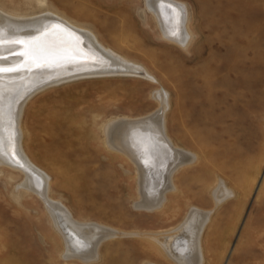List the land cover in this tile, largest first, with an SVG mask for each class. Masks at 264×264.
I'll return each mask as SVG.
<instances>
[{
    "label": "rangeland",
    "instance_id": "1",
    "mask_svg": "<svg viewBox=\"0 0 264 264\" xmlns=\"http://www.w3.org/2000/svg\"><path fill=\"white\" fill-rule=\"evenodd\" d=\"M171 2L186 9L183 46L163 39L145 0H0L11 15H61L154 79L90 77L39 91L22 110V149L75 221L116 234L88 264H176L142 236L178 226L193 208L211 212L201 264H264V0ZM157 91L166 95V137L195 161L150 210L140 207L136 166L106 147L104 128L153 114ZM23 180L0 167V264H83L65 257L68 247Z\"/></svg>",
    "mask_w": 264,
    "mask_h": 264
},
{
    "label": "bare ground",
    "instance_id": "2",
    "mask_svg": "<svg viewBox=\"0 0 264 264\" xmlns=\"http://www.w3.org/2000/svg\"><path fill=\"white\" fill-rule=\"evenodd\" d=\"M176 4L171 0H145L144 6L155 19L163 39L183 46L189 39L186 31L188 17L185 7ZM162 8L166 11L162 12ZM4 12L0 10V33L29 39L40 35L41 29L48 28L41 42L53 55H46L39 64L28 61L31 71L5 73L0 77L3 81L0 83V109L3 110L0 113V129H3L0 131V167L21 173L24 183L20 187L35 193L43 202L55 231L68 247L65 257H75L83 264L94 262L100 245L116 234L94 223L75 221L60 201L48 196V178L32 164L22 149L18 131L22 110L39 91L70 81L124 75L154 79L144 67L102 47L95 34L61 15L47 12L18 16ZM21 49V45L15 46L17 52ZM23 59L13 55L4 63L8 66ZM153 96L159 107L150 116L129 123L112 122L103 127L106 147L128 157L136 166L139 190L143 196L140 195V207L150 210L159 209L165 195L174 191L172 176L195 161L194 156L171 145L164 132L162 115L167 107L166 95L157 91ZM13 129L15 139L10 146L9 135ZM230 195L229 192L221 197L215 194V204ZM210 214L193 208L178 226L142 238L156 244L176 264H201L200 239Z\"/></svg>",
    "mask_w": 264,
    "mask_h": 264
},
{
    "label": "snow or ice",
    "instance_id": "3",
    "mask_svg": "<svg viewBox=\"0 0 264 264\" xmlns=\"http://www.w3.org/2000/svg\"><path fill=\"white\" fill-rule=\"evenodd\" d=\"M164 11H166V9L162 8V12ZM48 31V28H43L40 30V35L29 39L9 37L0 33V77H3L5 73L21 72L26 70L31 71V65L28 61L39 64L42 60L46 59V55H53V53L49 49H46L45 45L41 42L42 37L47 34ZM16 45L22 46V49L18 52L15 50ZM13 55L22 56L24 59L15 64L5 66L4 62ZM0 83H3V81L0 80ZM2 111L3 110L0 109V113H2ZM0 131H3V129H0ZM14 139L15 130L13 129L9 135L10 146L14 142Z\"/></svg>",
    "mask_w": 264,
    "mask_h": 264
},
{
    "label": "water",
    "instance_id": "4",
    "mask_svg": "<svg viewBox=\"0 0 264 264\" xmlns=\"http://www.w3.org/2000/svg\"><path fill=\"white\" fill-rule=\"evenodd\" d=\"M15 56V55H14Z\"/></svg>",
    "mask_w": 264,
    "mask_h": 264
}]
</instances>
